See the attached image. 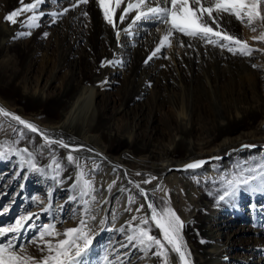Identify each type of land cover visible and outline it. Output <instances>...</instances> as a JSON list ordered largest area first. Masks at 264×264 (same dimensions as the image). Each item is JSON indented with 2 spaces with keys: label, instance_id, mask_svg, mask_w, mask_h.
<instances>
[{
  "label": "bare ground",
  "instance_id": "bare-ground-1",
  "mask_svg": "<svg viewBox=\"0 0 264 264\" xmlns=\"http://www.w3.org/2000/svg\"><path fill=\"white\" fill-rule=\"evenodd\" d=\"M74 2L47 0L39 7L44 13L40 26L30 36L17 37L28 29L4 17L21 7L20 0H0V107L35 124L51 139L82 146L71 153L76 161L69 162L68 148L48 145L40 134L0 115V147L5 151L0 158V217L37 191L23 202L11 224L5 219L0 226L31 216L15 241L19 245L27 234L36 238L50 220L63 233L87 216L95 237L80 264H165L153 255L155 247L145 255L127 241L131 218H138L132 222L135 227L139 217L151 215L143 189L158 209L168 200L184 222L190 264H264V222L256 220L264 216V183L252 181L235 195L219 199L227 179L264 164V88L259 81L264 77V41L254 45L249 37L253 52L243 56L176 34L171 47L148 60L164 34L163 24L142 19L124 31L135 16L133 11L119 22L125 0L114 18L118 41L96 0L72 8ZM64 8L71 10L53 23L50 13ZM222 23L239 39L247 24L226 14ZM102 61L113 63L101 67ZM22 134L25 139H20ZM9 148L28 151L16 155L6 151ZM197 160L206 163L183 170ZM81 169L92 182L87 205L79 193L82 182L76 179ZM152 175L157 176L154 184L143 183ZM218 186L221 189H215ZM9 187L12 194H6ZM129 197L135 203L129 204ZM249 203L257 210L255 220L247 219ZM86 207L91 213L85 215ZM43 217L48 220L38 224ZM103 226L109 230L100 231ZM141 227L160 235L154 224ZM27 248L37 258L43 255ZM167 253V264H181L170 247Z\"/></svg>",
  "mask_w": 264,
  "mask_h": 264
},
{
  "label": "snow or ice",
  "instance_id": "snow-or-ice-1",
  "mask_svg": "<svg viewBox=\"0 0 264 264\" xmlns=\"http://www.w3.org/2000/svg\"><path fill=\"white\" fill-rule=\"evenodd\" d=\"M47 0H32L31 3H24V0H20L21 7L14 9L4 17L5 22L16 24L20 23L21 27H25L28 31L18 32L17 37L30 36L31 30L40 26L39 20L44 15L39 11L41 4L46 3ZM125 0H96L97 5L100 7L103 19L105 22L116 30L117 40L119 41L120 31L117 29L115 22V16L117 9ZM89 0H75L72 4V8L79 5H87ZM70 8H64L61 12H52V22L56 23L57 17L65 15ZM135 12V16L132 18V23L129 24L128 31L132 25L136 24L142 19H155L158 23L163 24L165 27L162 29L163 35L159 40V44L148 57L151 60L157 56L158 53L164 47L172 46V39L176 34L183 37H188L194 40H200L206 45L213 47H219L221 50H227L228 52L236 55L237 52L243 56H250L253 49L248 46L245 41L239 39L236 35L230 33L223 26L224 15L233 16L241 23H247L251 31L255 32L257 29L252 25L259 21L261 27H264V0H127L126 6L123 7V11L119 15V22L123 23L130 15ZM25 13H31L26 18L20 21L18 18ZM84 16L88 13L85 11ZM211 21V23H209ZM215 25V28L212 26ZM47 36V33L44 34ZM254 40L264 41V31H262L259 37H254ZM223 41L224 43H220ZM181 46H184L181 43ZM191 46V45H189ZM238 46V47H234ZM167 58V57H165ZM112 61H102L101 67L105 64H111ZM147 63V61H145ZM256 67V65H253ZM0 115L9 117L11 120L16 121L19 125L29 129L34 133H38L45 140L48 145L59 144L63 148L69 149L67 159L69 162H75L76 157L71 153L82 150V146L73 147L66 144L63 140L51 139L47 133L41 132L35 124L22 119L19 115L11 113L6 109L0 107ZM243 147H254L252 145H244ZM6 151H14V154L20 155L28 150L23 149H6ZM29 155H31L29 153ZM5 151H0V158H4ZM212 159H220V157H213ZM31 167H35L34 162H29ZM55 167L59 169L61 165L53 160ZM206 161L197 160L184 165L183 170L198 169ZM52 165H49L51 167ZM79 168V164H77ZM248 173V174H246ZM139 175V173H137ZM86 173L81 169L77 174V182H82V195H87L88 190L92 189V182L87 180ZM156 177L152 176L150 179L143 181V183H151ZM223 179V178H222ZM260 180L264 183V164H260L258 167L245 168L234 174L231 179L226 180L227 190L219 197L223 201L226 197L233 196L241 190L242 186H250L252 181ZM115 183V182H113ZM75 187V185H74ZM109 185V190L111 189ZM139 187V185H136ZM160 190L159 185L155 189ZM141 195L145 197L147 208L150 211V217H139V225L133 227L132 222L138 218L133 216L128 223V228L132 234L127 236L128 244L135 243V246H139L145 255L155 247L156 251L153 255L160 256L167 264L168 253L167 248H171V251L176 253L179 257L181 264H190V253L187 252V244L183 237L184 222L179 215L169 205V201H164L162 208H157L153 202L148 199V194L141 189ZM167 196V193H165ZM95 200V197H92ZM88 201H85L87 205ZM135 203L133 197H129V204ZM143 206L136 208V212H140ZM7 211V209H5ZM88 209L85 208V214ZM125 211H132L131 208H126ZM94 218V217H93ZM31 219V216L21 217L17 219L14 225L9 227L0 226V240H3L9 233H12L10 238L6 242H0V264H80V258L87 251L91 244V239L87 232L83 231L81 227H73L66 229L63 233L56 230L55 225H45L39 231V235L31 241L32 244H37L43 255L40 258L33 256L26 245L15 242L20 233L23 231L25 223ZM84 219L80 220V224L86 226ZM103 223V221H101ZM149 223L154 224L159 230V237L151 234V228L141 227V225L147 226ZM123 230V229H122ZM63 238H59V237ZM81 241L83 243H81ZM128 245H122L127 247Z\"/></svg>",
  "mask_w": 264,
  "mask_h": 264
},
{
  "label": "rangeland",
  "instance_id": "rangeland-1",
  "mask_svg": "<svg viewBox=\"0 0 264 264\" xmlns=\"http://www.w3.org/2000/svg\"><path fill=\"white\" fill-rule=\"evenodd\" d=\"M46 6V5H45ZM240 22V21H239ZM240 24H243V23H241L240 22ZM259 25H261V22H259V21H257V22H255L253 25H252V27H255L257 30L255 31V32H253V31H251V29H250V27L249 26H247V24H244V26H242L241 27V29H240V38H241V40L242 41H245L248 45H256L255 43H259L258 42V40H254L253 38L254 37H259V35H260V27H259ZM148 26L150 27V29H154L155 28V25H154V23H149L148 24ZM262 29V28H261ZM249 37H252V42H254L253 44L252 43H250V41L251 40H248V38ZM263 45V44H262ZM259 81H261L262 83H261V86H262V88H264V77L263 76H261L260 75V77H259ZM121 84H120V82L119 83H117L116 84V86L117 87H119ZM110 90H112V89H109V91ZM25 136L26 135H20V139H25ZM41 140H43V139H41ZM43 142H45V140H43ZM256 149H258V147H260L259 146V144H257L256 146ZM0 150H2V151H4V149H3V147L1 148L0 147ZM29 160V159H28ZM30 161V160H29ZM152 176H155V175H152ZM152 176H150V178L152 177ZM156 177V179L155 180H152L151 181V183H148V184H146V185H152V184H154L155 183V181L157 180V176H155ZM149 177H147V179L146 180H148V179H150ZM154 181V182H153ZM34 182V181H33ZM136 188V190H139V188L138 187H135ZM223 188V187H222ZM215 189H217V190H219V189H221V188H219V186L218 187H216ZM10 190V187L8 188V190H7V192H6V194H12L13 193V191H11ZM33 193H37V191H33V192H31V193H29V194H26V200H22V199H19L15 204H13L12 206H11V208H10V210L9 211H7V212H4V215H2L1 217H0V222H4V220L5 219H7V220H9L8 222H6V223H12L13 222V220L16 218V216H18V211L21 209V206L22 207H24L25 206V203H23L24 201H27L28 200V202H29V200L31 199V197H32V194ZM80 193V196H81V198L83 197L84 199L82 200V203L84 204L85 203V201H87V199H86V197H89V194H88V192H87V195H82L81 193L82 192H79ZM208 193H210V194H213V193H215V191L214 190H209L208 191ZM5 194V195H6ZM5 197H7V195L5 196ZM33 201V200H32ZM55 201V200H54ZM249 205H250V203H249ZM249 205H248V207H249ZM164 205L163 204H161L160 205V207L162 208ZM87 209H88V211H87V213L89 214V213H91L90 211H91V209L89 208V207H86ZM226 208V207H225ZM1 212H2V206H0V214H1ZM84 213H85V210H84ZM248 214H247V216H248V220H255V218L257 217L256 216V214H257V210H256V208H255V206H253V205H250V207L248 208V212H247ZM86 215V214H85ZM87 217V216H86ZM86 217H84V220L87 222L86 223V226H84V225H81L80 224V222H79V224L77 225V227H81L82 229H83V231H85V232H87L88 233V235H89V238L91 239V244H92V242L94 241V237H95V235H94V230H95V228H94V226H93V223L92 222H90L89 220H88V218L86 219ZM4 218V219H3ZM6 220V221H7ZM48 220V218L47 217H43L41 220H40V222H38V224H43L44 222H46ZM256 220L257 221H260V222H264V216H261V217H258V218H256ZM53 220H50V224H51V222H52ZM31 222L32 221H30V224H31ZM53 223V225H55V226H58L57 224H54V222H52ZM101 230L100 231H108L109 229L107 228V227H105V226H103V227H101L100 228ZM33 239H35V238H32V235H31V233L30 234H27V235H25L24 237H23V241L22 242H20L21 244H24V245H26V247L28 246L29 248H31V247H33L34 248V250L35 251H37V252H39L40 250H39V247H38V244H39V241H37V244H32L31 243V240H33ZM81 243H83L82 241H81ZM90 244V245H91ZM89 245V246H90Z\"/></svg>",
  "mask_w": 264,
  "mask_h": 264
}]
</instances>
